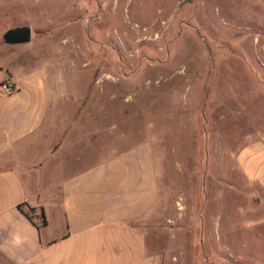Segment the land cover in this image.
Instances as JSON below:
<instances>
[{"label": "rangeland", "instance_id": "374dc122", "mask_svg": "<svg viewBox=\"0 0 264 264\" xmlns=\"http://www.w3.org/2000/svg\"><path fill=\"white\" fill-rule=\"evenodd\" d=\"M24 10L58 25L16 45L57 49L70 64L77 98L61 119L81 128L83 146L96 138L83 165L152 144V248L169 264H261V194L236 155L264 136V0H24ZM27 213L40 223V212Z\"/></svg>", "mask_w": 264, "mask_h": 264}, {"label": "crops", "instance_id": "0c3cea01", "mask_svg": "<svg viewBox=\"0 0 264 264\" xmlns=\"http://www.w3.org/2000/svg\"><path fill=\"white\" fill-rule=\"evenodd\" d=\"M23 11H29L24 0H0V264L171 263L152 248L146 230L159 201L152 144L113 150L83 165L96 138L83 146L81 128L72 131L61 119L77 98L70 64L54 55L57 49L4 43L6 21L29 26L31 42H42L58 26L48 13L23 17ZM5 83L15 92L4 95ZM236 163L261 194L263 218L254 228L264 239V136L241 148ZM28 209L43 213L45 224L31 221ZM227 240L222 251L230 249Z\"/></svg>", "mask_w": 264, "mask_h": 264}, {"label": "water", "instance_id": "95a60500", "mask_svg": "<svg viewBox=\"0 0 264 264\" xmlns=\"http://www.w3.org/2000/svg\"><path fill=\"white\" fill-rule=\"evenodd\" d=\"M4 39L8 44H26L32 40V30L29 26H22L8 31L4 35Z\"/></svg>", "mask_w": 264, "mask_h": 264}, {"label": "built area", "instance_id": "2783aa9c", "mask_svg": "<svg viewBox=\"0 0 264 264\" xmlns=\"http://www.w3.org/2000/svg\"><path fill=\"white\" fill-rule=\"evenodd\" d=\"M15 90H16V87L11 85L10 83H5L2 85V93L4 95H9V94L15 92Z\"/></svg>", "mask_w": 264, "mask_h": 264}, {"label": "trees", "instance_id": "16d2710c", "mask_svg": "<svg viewBox=\"0 0 264 264\" xmlns=\"http://www.w3.org/2000/svg\"><path fill=\"white\" fill-rule=\"evenodd\" d=\"M26 216H27L31 221H33V218H32L31 216H29L28 213H26ZM40 219H41V225H44V224H45V220H44V214H43V213L41 214ZM33 222H34V221H33ZM36 224H37V223H36ZM37 225H39V224H37ZM41 225H39V227H40Z\"/></svg>", "mask_w": 264, "mask_h": 264}]
</instances>
